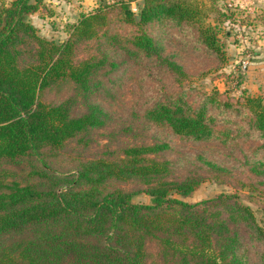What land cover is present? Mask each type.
I'll list each match as a JSON object with an SVG mask.
<instances>
[{
    "label": "trees",
    "instance_id": "16d2710c",
    "mask_svg": "<svg viewBox=\"0 0 264 264\" xmlns=\"http://www.w3.org/2000/svg\"><path fill=\"white\" fill-rule=\"evenodd\" d=\"M131 4L100 1L57 42L29 19L46 0L0 1V264H264V228L239 195L182 199L231 173L218 163L199 155L197 169L175 177L167 142L75 156L114 120L94 101L105 77L132 68L137 85L155 68L185 84L184 67L150 28H196L200 46L224 60L220 31L203 21L198 0H139L137 15ZM147 102L139 120L186 143L264 139L260 97L233 102L214 91L195 107L186 89L163 86ZM247 165L264 179V162ZM260 184L252 188L264 200ZM141 193L150 204L134 202Z\"/></svg>",
    "mask_w": 264,
    "mask_h": 264
},
{
    "label": "rangeland",
    "instance_id": "374dc122",
    "mask_svg": "<svg viewBox=\"0 0 264 264\" xmlns=\"http://www.w3.org/2000/svg\"><path fill=\"white\" fill-rule=\"evenodd\" d=\"M100 1L114 3L117 0H46V9L29 19L41 36L63 42L67 38V26L76 24L81 14L93 11ZM131 1L137 15L139 0ZM198 1L207 15L203 21L220 31L218 38L224 60H219L200 46L196 28H150V33L162 43L166 56H172L184 67L187 73L185 84L180 86L173 75L155 68L147 76L141 71L146 80L137 85L132 68L105 77L107 79L102 78L106 80L105 86L95 95L94 101L102 104L114 120L107 130L93 135L88 148L74 151L75 156L82 158L103 153L106 146L114 150L134 143L167 142L172 151L165 158L174 162V176L183 177L190 170L197 169L193 164L200 163L198 156L202 155L231 173L218 181H203L191 196L182 199L197 203L220 194H237L253 209L258 223L264 228V200L258 198L257 190L252 188V184L264 182V179L252 175L250 165H247L248 162H264V139L256 135L231 146L216 143L194 145L174 137L169 129L145 126L138 118L142 109L153 103L147 101L159 99L163 86L170 93L186 89L195 107L200 105L205 95L214 91L233 102L245 96L260 97L264 101V0ZM128 128L131 130L127 135L108 141V131L121 133ZM259 187L264 189V185ZM133 200L138 204L151 203V197L145 193Z\"/></svg>",
    "mask_w": 264,
    "mask_h": 264
}]
</instances>
